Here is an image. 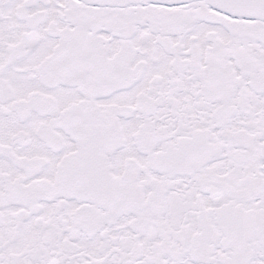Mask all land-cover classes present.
Wrapping results in <instances>:
<instances>
[{
	"label": "snow or ice",
	"instance_id": "6c2138e0",
	"mask_svg": "<svg viewBox=\"0 0 264 264\" xmlns=\"http://www.w3.org/2000/svg\"><path fill=\"white\" fill-rule=\"evenodd\" d=\"M0 264H264V0H0Z\"/></svg>",
	"mask_w": 264,
	"mask_h": 264
}]
</instances>
